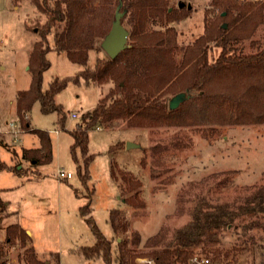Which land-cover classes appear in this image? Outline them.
Listing matches in <instances>:
<instances>
[{"label": "rangeland", "instance_id": "rangeland-1", "mask_svg": "<svg viewBox=\"0 0 264 264\" xmlns=\"http://www.w3.org/2000/svg\"><path fill=\"white\" fill-rule=\"evenodd\" d=\"M211 1H183L191 5V11L173 25L178 38L179 48L174 54L178 63L184 47L204 33L205 11ZM37 2L44 8L51 7L53 0ZM37 2L0 0V115L8 120L15 119L16 94L29 87V54L40 41L48 19V14L37 8ZM214 17L215 14L209 20ZM123 25L128 29L124 21ZM263 39L264 26L258 28L252 40ZM97 40V49L88 52L90 70L107 58L98 49L102 40ZM47 42L53 44L52 34ZM239 48L246 54L254 51L249 40ZM219 51L220 48H214L211 58L215 59ZM47 58L50 68L43 73V89L54 78L75 77L84 70L63 53L52 51ZM79 82V85L69 83L54 98L65 114L64 128L57 122V114H43L38 102L29 113L31 128L47 133L51 139V163L33 165L21 156L24 149L38 148L37 134L22 127H17L21 130L18 135L7 134L6 126L0 132V161L10 167L0 171V189L11 188L2 192L1 197L5 204L10 202L9 212L16 211L0 220V246L6 264H26L19 245L5 244V229L12 224H18L26 234L31 231L37 251L42 253L41 260H45L44 248L48 246L50 252L59 255L58 264H104L101 259L88 262L75 252L95 242L90 226L79 214L80 207L88 201L92 220L103 236L113 238V248L116 239L117 242L126 239L127 248L136 254L170 245L178 231L195 221V216L215 212L225 216L227 222L199 233L192 246L194 255L198 259L207 258L208 264H264V202L260 207L254 199L264 198V124L149 126L131 125L126 120L98 123L96 126L101 131L96 126L88 131V154L94 159L88 167L90 179L82 183L76 169L78 166L82 171L83 159L76 150L77 164L74 163L70 155L73 139L68 131L76 125L85 126L86 112L116 89L115 82L108 79L87 86L82 78ZM175 95V90L168 88L160 98L168 104ZM71 113L78 117L71 118ZM127 143L138 147L128 150ZM111 167L116 170L117 182ZM14 169L22 170V174ZM59 170L72 173L71 178H59ZM121 176L126 180L122 181ZM24 177L34 180L26 181ZM21 182H24L22 187L13 188ZM118 184L127 190L120 192ZM132 194L134 202L141 203L140 207L123 202L122 197ZM111 209L122 211L128 219L126 238L122 234L113 235L108 220ZM232 248L243 250L226 257ZM216 255L218 261L214 263ZM46 259L55 264L52 256ZM147 261L151 259L138 257L135 264H147Z\"/></svg>", "mask_w": 264, "mask_h": 264}, {"label": "trees", "instance_id": "trees-1", "mask_svg": "<svg viewBox=\"0 0 264 264\" xmlns=\"http://www.w3.org/2000/svg\"><path fill=\"white\" fill-rule=\"evenodd\" d=\"M181 1L184 0H53L51 7L45 5L44 8L37 2V8L48 14V19L42 28L40 41L35 43L29 54V87L16 94L15 108L16 124L24 131L37 134L39 146L24 149L22 158L33 165L52 162L51 139L47 133L31 128L29 113L38 102L41 112H55L57 122L64 128L65 114L54 98L69 83L79 85L80 78L84 80V86L90 82L112 80L116 89L86 112L84 119L88 123L85 126L76 125L68 132L73 139L70 155L74 163L77 164L76 150L83 159V172L78 166L76 169L82 183L90 179L88 167L94 159L88 154V131L98 123L126 120L131 125L146 123L149 126L264 124V39L252 40L258 28L264 26V0H212L205 11L204 33L184 47L178 63L174 55L179 48L178 38L173 25L180 23L191 11L186 7L179 9L177 5ZM119 2L120 11L125 12L121 23L127 24L128 29L125 28L129 32L127 47L116 59L107 56L90 70L87 68L88 52L94 50L97 39L102 40L110 30ZM214 14V19L209 20ZM51 34L53 44L50 46L47 37ZM247 40L254 51L246 54L239 45ZM214 48H220V51L212 59L210 52ZM52 51L63 53L71 63L84 70L75 77L54 78L43 89V73L50 68L47 54ZM178 87L180 89L176 91ZM168 88L177 94L185 93L176 109H170L169 104L160 98ZM114 147L117 145L109 150ZM6 169L10 170V167L0 161V171ZM110 170L117 182L116 170L113 167ZM14 171L22 174L20 169ZM120 179L123 181L126 177L121 176ZM117 187L120 192L127 190L121 184ZM133 197L134 194L122 197V200L133 204L134 208L140 207L141 203L136 204ZM254 199L261 207L264 198ZM90 205L88 201L80 207L79 214L90 226L95 242L75 252L88 262L101 259L104 264L112 261L135 264L138 257H147L153 264H191L190 260L195 256L192 246L199 233L227 222L220 213L197 215L192 224L177 232L176 240L170 245L136 254L127 248L126 239H120V242L116 239V247H112L113 238L103 236L92 220ZM7 207L0 198V220L10 214ZM108 220L113 235L122 234L126 238L129 223L122 211L111 209ZM5 238L6 245H19L26 264H50L38 258L31 238L18 224L7 226ZM236 250L243 249L232 248L225 256L229 257ZM50 256L58 264L59 255L52 253ZM5 257L0 246V264H6ZM217 261L216 255L212 262Z\"/></svg>", "mask_w": 264, "mask_h": 264}, {"label": "water", "instance_id": "water-1", "mask_svg": "<svg viewBox=\"0 0 264 264\" xmlns=\"http://www.w3.org/2000/svg\"><path fill=\"white\" fill-rule=\"evenodd\" d=\"M121 3L119 2L116 6V11L114 14V19L108 33L102 38L101 49L110 59H116L117 55L127 47L129 32L125 26L121 23V18L125 12H121ZM179 9L186 7L188 10H191V5L184 4V2H179ZM224 15V14H222ZM223 28H226V25H223ZM185 97V93H180L171 98L168 102L170 109H176ZM138 145L131 143L126 144V149H136Z\"/></svg>", "mask_w": 264, "mask_h": 264}, {"label": "built area", "instance_id": "built-area-1", "mask_svg": "<svg viewBox=\"0 0 264 264\" xmlns=\"http://www.w3.org/2000/svg\"><path fill=\"white\" fill-rule=\"evenodd\" d=\"M71 118H77L78 115L76 113H71L70 114ZM6 126H7V130L5 133L7 134H12V135H18L19 132L21 133V130L19 131V129H17L18 124L16 123H13V122H10V123H6ZM4 127V124H2V122H0V132L2 130V128ZM96 130L97 131H101V128L99 126H96ZM58 176L59 178H65V179H70L71 176H72V173H67L65 174V172H63V170H59L58 171ZM191 264H208L209 263V260L207 258H204V259H198L196 256H194L191 260H190ZM147 264H153L152 261H147Z\"/></svg>", "mask_w": 264, "mask_h": 264}, {"label": "crops", "instance_id": "crops-1", "mask_svg": "<svg viewBox=\"0 0 264 264\" xmlns=\"http://www.w3.org/2000/svg\"><path fill=\"white\" fill-rule=\"evenodd\" d=\"M16 97V96H15ZM14 108H15V101H14ZM78 115V114H77ZM0 118H1V121L0 122H2V124H4V127L6 126V123H10V122H13V123H15L16 121V108H15V119H6V118H3V117H1V115H0ZM78 124V123H77ZM7 127V126H6ZM75 128V127H74ZM73 128V129H74ZM33 129V128H32ZM73 129H71V130H73ZM70 130V131H71ZM70 131H68V132H70ZM41 176H39L38 178H40ZM24 178H26L25 180L27 181H31V180H34V179H30L29 177H24ZM37 178V179H38ZM22 185H24V182H21V183H19L17 186H14L13 188H16V187H22ZM7 190H11V188L10 187H8V186H6L5 188L4 187H2L1 189H0V198H1V200H2V197H1V193L2 192H6ZM3 201V200H2ZM4 202V201H3ZM7 205H10V202L9 201H6V206ZM10 213L11 214H16V211H14V210H11L10 211ZM28 230V229H27ZM26 230V231H27ZM29 231V233L27 234L30 238H31V240H32V246H33V249H34V251H35V254H37V256H38V258L40 259V254H42V253H39L38 251H37V245H36V241H35V239L33 238V235H32V233H31V231L30 230H28ZM30 234V235H29ZM45 250H44V252H46V254H43V257L45 258V260H47L46 259V257H50V255L52 254V252H50V247H48V246H45V248H44ZM45 255V256H44ZM44 260V261H45Z\"/></svg>", "mask_w": 264, "mask_h": 264}]
</instances>
